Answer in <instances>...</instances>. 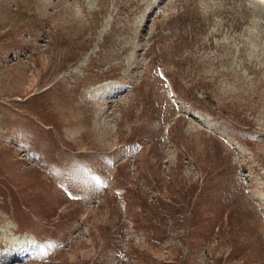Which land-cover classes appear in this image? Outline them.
<instances>
[{
	"label": "rangeland",
	"instance_id": "1",
	"mask_svg": "<svg viewBox=\"0 0 264 264\" xmlns=\"http://www.w3.org/2000/svg\"><path fill=\"white\" fill-rule=\"evenodd\" d=\"M259 5L0 0V264H264Z\"/></svg>",
	"mask_w": 264,
	"mask_h": 264
},
{
	"label": "bare ground",
	"instance_id": "2",
	"mask_svg": "<svg viewBox=\"0 0 264 264\" xmlns=\"http://www.w3.org/2000/svg\"><path fill=\"white\" fill-rule=\"evenodd\" d=\"M253 1H255L256 2V4H262V1L261 0H247V2H250V3H252ZM261 8L260 9H264V6L262 5H259ZM264 11V10H263Z\"/></svg>",
	"mask_w": 264,
	"mask_h": 264
}]
</instances>
